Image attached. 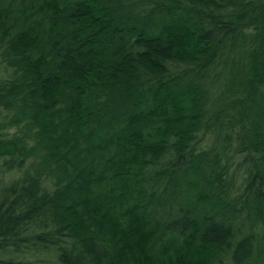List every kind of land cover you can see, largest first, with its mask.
Returning <instances> with one entry per match:
<instances>
[{"label": "trees", "instance_id": "obj_1", "mask_svg": "<svg viewBox=\"0 0 264 264\" xmlns=\"http://www.w3.org/2000/svg\"><path fill=\"white\" fill-rule=\"evenodd\" d=\"M0 71V264H264V0H0Z\"/></svg>", "mask_w": 264, "mask_h": 264}, {"label": "rangeland", "instance_id": "obj_2", "mask_svg": "<svg viewBox=\"0 0 264 264\" xmlns=\"http://www.w3.org/2000/svg\"><path fill=\"white\" fill-rule=\"evenodd\" d=\"M0 75H3L2 73H1V71H0ZM225 129V128H224ZM222 135H226V134H228V135H230V136H232V139H233V143H232V146H234L235 148L237 147V142L235 141L236 139H235V134L232 132V130H230V129H226L225 131H223V132H220ZM225 137V136H224ZM205 141V140H204ZM212 140H208V138L206 137V145L208 144V146L209 145H211L212 144ZM205 143V142H204ZM224 144H227V141H224ZM232 149V148H231ZM231 149H230V151H231ZM234 149V148H233Z\"/></svg>", "mask_w": 264, "mask_h": 264}]
</instances>
